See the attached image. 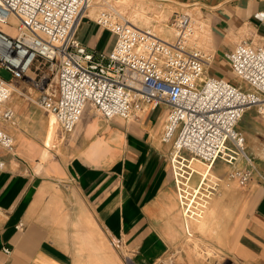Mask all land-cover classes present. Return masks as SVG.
I'll use <instances>...</instances> for the list:
<instances>
[{
    "label": "crops",
    "instance_id": "crops-1",
    "mask_svg": "<svg viewBox=\"0 0 264 264\" xmlns=\"http://www.w3.org/2000/svg\"><path fill=\"white\" fill-rule=\"evenodd\" d=\"M156 1L191 13V45L212 56L209 76L231 80L225 54L244 40L264 44V0ZM91 13L79 40L96 53H109L116 37ZM13 93L5 107L15 118L0 122L15 141L12 153L0 148L6 163L0 170V264H128V257L158 264L179 254L177 260H185L189 221L200 222L202 198L209 200L203 223L209 231L200 233L197 224L194 229L220 252L222 259L214 261L264 264V181L255 174L239 185L229 175L241 163L223 158L207 165L185 152L176 163L172 144L161 139L166 107L126 121L106 120L87 106L72 132L56 122L60 141L48 146L50 120L37 119L28 95ZM259 117L248 110L238 130L264 174ZM215 181L217 191L207 194Z\"/></svg>",
    "mask_w": 264,
    "mask_h": 264
},
{
    "label": "built area",
    "instance_id": "built-area-1",
    "mask_svg": "<svg viewBox=\"0 0 264 264\" xmlns=\"http://www.w3.org/2000/svg\"><path fill=\"white\" fill-rule=\"evenodd\" d=\"M89 9V0H0V25L9 28L0 26V69L12 75L10 80L0 76V122L14 120V110L5 104L13 92L25 95L20 82L39 93L29 94V100L52 114L64 133L75 129L87 106L106 120L126 121L163 106L168 114L161 139L172 144L176 163L187 152L212 165L231 158V146L248 166L229 178L241 186L255 174L264 181L238 130L248 110L264 118V44L244 40L225 54L240 81L233 83L206 74L212 56L191 45L196 32L192 15L180 14L174 38L166 40L116 11L102 12L96 21L116 40L109 53H96L78 37ZM33 71L39 78L31 76ZM0 148L9 153L15 148L14 137L1 127ZM5 165L0 157V170ZM217 187L215 181L207 194ZM128 264L136 263L128 257Z\"/></svg>",
    "mask_w": 264,
    "mask_h": 264
},
{
    "label": "rangeland",
    "instance_id": "rangeland-1",
    "mask_svg": "<svg viewBox=\"0 0 264 264\" xmlns=\"http://www.w3.org/2000/svg\"><path fill=\"white\" fill-rule=\"evenodd\" d=\"M90 9L92 10V15L97 18L99 14L102 12H111L116 11L118 14L122 15L124 18L129 20L131 23L136 25L137 27L141 29H150L152 32L163 39L168 40V38L171 40V38H174V31L173 29L176 27L177 20L180 16V14H190L188 12H182V11H176L173 6H170L166 3H161L156 0H89ZM175 11V12H174ZM2 27H6L7 25H0ZM196 37V35H195ZM116 40V39H115ZM231 76V81L233 83H240L238 78H235L232 74L230 67L228 68ZM45 70V69H44ZM0 76L6 80H10L12 78V75L10 72H8L5 68L0 69ZM31 76H34L36 78H39L38 75L33 71L31 73ZM50 78V82H53V76L48 75ZM20 91L23 92L26 96L29 95V93L37 97L39 93L34 89L31 88L29 84L25 82H20ZM18 92H14L13 94H17ZM32 103V102H31ZM34 104V110H37V119L40 118L41 121H49L50 120V129L49 133L47 135L46 143L48 146H51L52 143L55 145L58 144V141L60 139L58 138V127L56 124V120L52 114H49L48 112H45L42 108H40L37 104ZM87 108V107H86ZM91 106H89L88 111H90ZM255 110V109H251ZM255 117H257L256 114H254ZM258 118V117H257ZM36 119V118H35ZM259 119H263L262 117H259ZM262 121V120H261ZM54 122L55 126H52V123ZM245 148H246V140H245ZM230 149L232 151H229V157L227 161L230 163H241L240 168L236 169H243L248 166L247 160L236 150L230 146ZM15 151V148H14ZM13 151V152H14ZM247 151V148H246ZM12 153V152H11ZM251 160L256 164L255 159L251 157V155L248 153ZM48 159V155H45L43 157V160L46 161ZM200 165L203 169L205 166L199 162L195 161ZM256 166V165H255ZM207 198H202L200 200L201 202V213L202 217L199 219L200 222H195L190 219L189 221V233L191 235H188L186 237V245L184 247L185 251H182L184 255H186L185 260L180 259L177 260L179 256L175 257H168L165 259L164 264H217V262L214 261V259H222L220 256H217L220 254L218 250H216L214 247L209 245L208 240L205 238L197 237L196 230L194 229L195 225L197 224L198 227L200 226V233H206V231H209L208 224L203 225L205 223V218L207 215V212L209 211V206ZM191 206V205H190ZM193 225V226H192ZM193 228V229H192ZM163 263V262H162Z\"/></svg>",
    "mask_w": 264,
    "mask_h": 264
},
{
    "label": "bare ground",
    "instance_id": "bare-ground-1",
    "mask_svg": "<svg viewBox=\"0 0 264 264\" xmlns=\"http://www.w3.org/2000/svg\"><path fill=\"white\" fill-rule=\"evenodd\" d=\"M2 29L5 30V31L9 30V28H6V27H2ZM173 31H175V28L173 29ZM12 89H13V90H16L15 87H12Z\"/></svg>",
    "mask_w": 264,
    "mask_h": 264
}]
</instances>
